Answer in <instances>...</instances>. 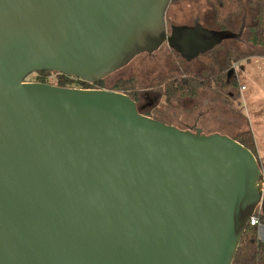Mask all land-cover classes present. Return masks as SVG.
Here are the masks:
<instances>
[{
	"label": "water",
	"instance_id": "water-1",
	"mask_svg": "<svg viewBox=\"0 0 264 264\" xmlns=\"http://www.w3.org/2000/svg\"><path fill=\"white\" fill-rule=\"evenodd\" d=\"M170 2L0 0V264H232L264 216V174L232 137L122 92L26 80L94 83L164 43L188 62L240 39L243 23L167 26Z\"/></svg>",
	"mask_w": 264,
	"mask_h": 264
},
{
	"label": "rangeland",
	"instance_id": "rangeland-1",
	"mask_svg": "<svg viewBox=\"0 0 264 264\" xmlns=\"http://www.w3.org/2000/svg\"><path fill=\"white\" fill-rule=\"evenodd\" d=\"M245 1V0H244ZM195 18L206 28H215L212 22V9L206 0H180L170 2L165 12L167 26L190 25ZM231 30L237 32L241 23L238 19L232 20ZM245 24V22H244ZM244 29V28H243ZM243 33V31H242ZM244 35L241 34L240 41L228 39L223 41L224 48H234L238 50H250L245 45ZM219 62L224 56V49L218 54ZM173 53L166 43H164L151 56L143 53L136 56L131 62L120 70L108 75L103 79L101 87L110 88L111 84L119 78L134 76L137 81L138 99L141 104L150 103L145 109H150L153 104H158L159 113L164 115L170 122H177V117H185L181 120L192 123L197 119L205 134L219 133L231 135L237 130H242L245 124L254 132L256 138L257 152L255 157L260 164H264V61L262 64L256 63L255 58L241 59L233 62L231 71L238 79L239 85H243L242 96H246L244 103L239 105L234 101L229 107L223 103L220 95L207 89H202L196 98H183L178 101H171V107H167L165 102L154 93L146 90V85L153 77L165 75L170 69L180 67L198 72L203 65L197 60L181 61L179 65L172 62ZM218 59V56H217ZM35 72L30 73L26 80L34 81ZM50 84H54L57 76L50 73L46 76ZM240 106V108H239ZM141 111V108L140 110ZM243 115V116H242ZM245 120V121H244ZM245 122V123H244ZM243 131V130H242ZM231 133V134H230ZM259 154V155H258ZM260 169L264 174L261 166Z\"/></svg>",
	"mask_w": 264,
	"mask_h": 264
},
{
	"label": "trees",
	"instance_id": "trees-1",
	"mask_svg": "<svg viewBox=\"0 0 264 264\" xmlns=\"http://www.w3.org/2000/svg\"><path fill=\"white\" fill-rule=\"evenodd\" d=\"M180 0H171V2ZM212 9V22L215 29L231 30L233 19H238L244 24V42L250 50H238L231 47L224 48L223 43L216 45L208 52L199 55L196 59L203 65V68L194 72L180 67L170 69L165 75L153 77L146 85V90L150 91L162 99L167 107H171V101H178L183 98L194 99L199 91L207 89L220 95L223 103L228 107L236 103L239 99V83L237 77L231 71L233 62L241 59L249 60L254 56H264V0H206ZM242 33V35H243ZM240 41V39H234ZM224 49V56L219 62V52ZM218 56V59H217ZM172 62L179 63L181 58L173 53ZM53 73L57 76L54 83L57 86L73 88H93L101 87L103 80L90 83L74 76L57 73L55 71L35 72L36 82L50 83L46 76ZM110 89L122 92L136 101L138 88L136 78L132 75L127 78L115 80ZM159 106L153 107L152 111L145 112L164 123H167L164 115L156 117ZM244 147L256 154L255 141L251 130L246 129L237 132L233 137ZM264 172V164H260ZM254 215L260 223H264V216L256 211ZM232 264H264V242L258 238L256 224L248 223L240 239Z\"/></svg>",
	"mask_w": 264,
	"mask_h": 264
},
{
	"label": "flooded vegetation",
	"instance_id": "flooded-vegetation-1",
	"mask_svg": "<svg viewBox=\"0 0 264 264\" xmlns=\"http://www.w3.org/2000/svg\"><path fill=\"white\" fill-rule=\"evenodd\" d=\"M167 23V22H166ZM168 46V45H167ZM170 49V48H169ZM171 50V52L172 53H175L172 49H170ZM154 53V52H153ZM153 53H151V54H148V53H145V54H147V55H149V56H151ZM143 54V53H142ZM177 54V53H176ZM180 57V56H179ZM181 58V57H180ZM182 59V58H181ZM183 60V59H182ZM181 60V61H182ZM184 61V60H183ZM185 62V61H184ZM186 63V62H185ZM187 64V63H186ZM180 66V65H179ZM120 70V69H119ZM190 70V69H189ZM118 71V70H117ZM93 88H99V89H110V88H105L104 86L103 87H99V86H96V87H93ZM139 97L137 96V100L135 101L136 102V105H137V109H138V111L140 110V108H141V111H139L140 113H142V114H144L145 112H150V111H152V109H153V107H156V106H158V104H153L151 107H150V109H145L148 105L150 106L151 104L150 103H147V104H141L140 106L138 105V103H139V99H138ZM144 115H146V114H144ZM156 117H159V116H162L161 115V113H159L158 111L156 112V115H155ZM149 117H151V116H149ZM165 117V116H164ZM153 118V117H152ZM184 119L185 117H177V122L175 123H173V122H170L169 120H167L166 119V117H165V120H167V124H171V125H174V126H176V127H178V128H181V129H193V128H195V127H197V128H200L201 129V131L203 130L202 129V127L198 124V121H197V119H195L192 123H190L189 121H183V120H181V119ZM155 119V118H154ZM158 120V119H157ZM160 121V120H159ZM203 132V131H202Z\"/></svg>",
	"mask_w": 264,
	"mask_h": 264
},
{
	"label": "crops",
	"instance_id": "crops-1",
	"mask_svg": "<svg viewBox=\"0 0 264 264\" xmlns=\"http://www.w3.org/2000/svg\"><path fill=\"white\" fill-rule=\"evenodd\" d=\"M251 58H255L254 60L256 61V63H258V64H262L263 63V61H264V56H254V57H251ZM243 85H239V105H240V102L242 101L243 103H244V101L246 100V96H242V91H241V87H242ZM262 87V90H264V86H261ZM242 90H244V88L242 89ZM239 108H240V106H239ZM243 116V115H242ZM245 121V120H244ZM245 123V122H244ZM246 129H249V130H251V132L253 133V137H254V141H255V147L257 148V145H256V138H255V136H254V132L252 131V129L249 127V126H247L246 124H245V127L242 129V130H246ZM242 130H237L236 132H234L233 134H231V135H228L229 137H233L237 132H240V131H242ZM256 152H257V149H256ZM258 153V152H257ZM259 155V154H258Z\"/></svg>",
	"mask_w": 264,
	"mask_h": 264
},
{
	"label": "built area",
	"instance_id": "built-area-1",
	"mask_svg": "<svg viewBox=\"0 0 264 264\" xmlns=\"http://www.w3.org/2000/svg\"><path fill=\"white\" fill-rule=\"evenodd\" d=\"M244 87L242 86L241 89ZM250 224H256L258 230V237L264 241V223H260L255 215L249 218Z\"/></svg>",
	"mask_w": 264,
	"mask_h": 264
}]
</instances>
